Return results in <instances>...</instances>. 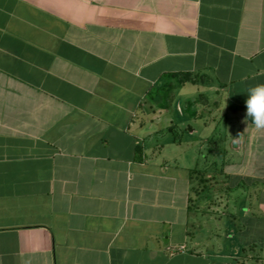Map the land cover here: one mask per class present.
<instances>
[{
  "label": "crops",
  "instance_id": "1",
  "mask_svg": "<svg viewBox=\"0 0 264 264\" xmlns=\"http://www.w3.org/2000/svg\"><path fill=\"white\" fill-rule=\"evenodd\" d=\"M258 83L264 0H0V264H264Z\"/></svg>",
  "mask_w": 264,
  "mask_h": 264
},
{
  "label": "clouds",
  "instance_id": "2",
  "mask_svg": "<svg viewBox=\"0 0 264 264\" xmlns=\"http://www.w3.org/2000/svg\"><path fill=\"white\" fill-rule=\"evenodd\" d=\"M246 118H250L257 129H264V83L255 84L247 89L245 99Z\"/></svg>",
  "mask_w": 264,
  "mask_h": 264
},
{
  "label": "rangeland",
  "instance_id": "3",
  "mask_svg": "<svg viewBox=\"0 0 264 264\" xmlns=\"http://www.w3.org/2000/svg\"><path fill=\"white\" fill-rule=\"evenodd\" d=\"M177 114V120H178V122H179V120H181V118L183 119V115L184 114H182V113H180V112H178V113H176ZM192 126H195V125H192ZM191 130V127H188V131H190ZM188 131H186V133L188 132ZM181 132H183L184 133V125H183V128L181 129ZM169 136H171L172 138L174 137V134L173 133H170L169 134ZM192 138V137H191ZM194 138H198L197 136H195ZM184 148H186V147H184V141H183V144H181V145H176V144H173V145H171V144H167L166 145V152H168V153H170V156H172V152H171V150L173 149V150H175L176 152L177 151H181L182 152V154L181 153H179V155H177L178 156V160L180 161V162H182V163H184ZM175 157V156H174ZM189 158H191L190 156H189ZM188 159V158H187ZM194 161V160H193ZM196 163V162H195ZM203 161H199L198 162V167H202L203 166ZM200 164H201V166H200Z\"/></svg>",
  "mask_w": 264,
  "mask_h": 264
},
{
  "label": "built area",
  "instance_id": "4",
  "mask_svg": "<svg viewBox=\"0 0 264 264\" xmlns=\"http://www.w3.org/2000/svg\"><path fill=\"white\" fill-rule=\"evenodd\" d=\"M181 248H184V246H181Z\"/></svg>",
  "mask_w": 264,
  "mask_h": 264
}]
</instances>
